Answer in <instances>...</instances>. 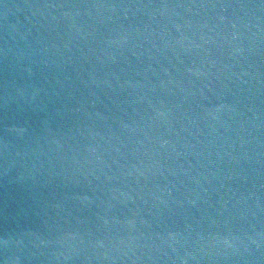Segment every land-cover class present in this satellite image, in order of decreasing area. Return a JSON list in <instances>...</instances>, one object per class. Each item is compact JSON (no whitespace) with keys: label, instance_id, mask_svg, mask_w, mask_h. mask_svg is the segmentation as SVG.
Here are the masks:
<instances>
[{"label":"water","instance_id":"1","mask_svg":"<svg viewBox=\"0 0 264 264\" xmlns=\"http://www.w3.org/2000/svg\"><path fill=\"white\" fill-rule=\"evenodd\" d=\"M0 264H264V0H0Z\"/></svg>","mask_w":264,"mask_h":264}]
</instances>
